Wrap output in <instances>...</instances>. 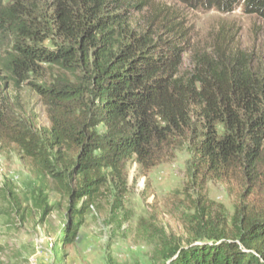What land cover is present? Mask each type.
Returning a JSON list of instances; mask_svg holds the SVG:
<instances>
[{
    "label": "trees",
    "instance_id": "trees-1",
    "mask_svg": "<svg viewBox=\"0 0 264 264\" xmlns=\"http://www.w3.org/2000/svg\"><path fill=\"white\" fill-rule=\"evenodd\" d=\"M176 2L0 0V91L31 86L49 121L22 119L0 95V145L55 181L73 216L101 196L106 171L125 185L128 163L150 172L186 150L201 192L211 181L240 192L232 222L203 205L189 245L170 247L165 264H264V54L229 29L198 40L184 16L241 9L264 21V0ZM52 69L61 75L38 84Z\"/></svg>",
    "mask_w": 264,
    "mask_h": 264
},
{
    "label": "rangeland",
    "instance_id": "rangeland-1",
    "mask_svg": "<svg viewBox=\"0 0 264 264\" xmlns=\"http://www.w3.org/2000/svg\"><path fill=\"white\" fill-rule=\"evenodd\" d=\"M153 1L181 8L176 0ZM184 16L198 40L229 29L242 48L264 54V21L258 17L241 9L231 15L214 10L187 11ZM59 75L52 69L38 84ZM0 92L10 111L49 126L46 107L31 86L16 88L8 82ZM16 148L0 145V264H165L170 247L189 245L203 205L212 218L224 214L232 222L235 213L239 187L211 181L201 192L193 185L191 155L183 150L150 172L128 163L125 185L123 177L106 171L109 182L101 196L84 216H73L60 186L26 167ZM11 189L18 202L8 195ZM82 207L83 201L75 208ZM70 228L77 230L73 242Z\"/></svg>",
    "mask_w": 264,
    "mask_h": 264
},
{
    "label": "built area",
    "instance_id": "built-area-1",
    "mask_svg": "<svg viewBox=\"0 0 264 264\" xmlns=\"http://www.w3.org/2000/svg\"><path fill=\"white\" fill-rule=\"evenodd\" d=\"M32 264H33V261H32Z\"/></svg>",
    "mask_w": 264,
    "mask_h": 264
},
{
    "label": "clouds",
    "instance_id": "clouds-1",
    "mask_svg": "<svg viewBox=\"0 0 264 264\" xmlns=\"http://www.w3.org/2000/svg\"><path fill=\"white\" fill-rule=\"evenodd\" d=\"M239 10V9H238ZM242 11V10H241Z\"/></svg>",
    "mask_w": 264,
    "mask_h": 264
}]
</instances>
